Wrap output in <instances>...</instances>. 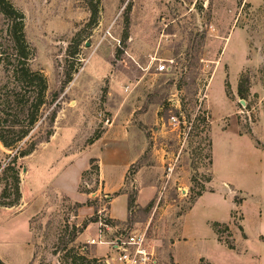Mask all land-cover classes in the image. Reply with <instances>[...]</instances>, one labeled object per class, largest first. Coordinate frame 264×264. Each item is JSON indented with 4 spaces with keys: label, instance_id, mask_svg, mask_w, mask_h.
<instances>
[{
    "label": "rangeland",
    "instance_id": "rangeland-1",
    "mask_svg": "<svg viewBox=\"0 0 264 264\" xmlns=\"http://www.w3.org/2000/svg\"><path fill=\"white\" fill-rule=\"evenodd\" d=\"M10 1L25 17L30 66L47 79L55 120L49 140L14 166L20 199L0 206V259L95 264L105 250L83 249L95 236L93 221L109 219L111 199L125 194L132 198L129 210L117 201L114 211L128 212V220L111 223L147 229L163 264H179L171 250L178 241H186L175 247L182 264H197L198 251L230 262L209 245L212 230L203 220L224 218L228 200L206 197L183 218L211 187V130L218 127L243 137L235 142L228 134L230 155L215 152L223 175H240L228 181L240 190L226 187L237 204L229 225L241 229L245 217L250 235L264 227L257 218L264 216V0H99L95 22L94 0ZM6 28L0 15L5 38ZM160 64L168 71L159 73ZM94 153L100 158L88 156ZM10 154L0 144L2 203L14 202V174L2 173ZM76 158L75 166L87 165L82 203L41 186ZM216 229L218 240L232 246L230 227Z\"/></svg>",
    "mask_w": 264,
    "mask_h": 264
},
{
    "label": "trees",
    "instance_id": "trees-1",
    "mask_svg": "<svg viewBox=\"0 0 264 264\" xmlns=\"http://www.w3.org/2000/svg\"><path fill=\"white\" fill-rule=\"evenodd\" d=\"M98 7L99 0H94V5L90 7L91 22L96 21ZM0 15L7 21L8 35L5 38L0 33V144L11 152L2 173L10 171L14 174V202H0V206L11 207L20 199L19 177L14 166L19 159L32 154L39 142L49 140L53 133L55 112H48L49 92L46 77L30 66L34 50L25 37L24 15L10 0H0ZM246 82V78L240 79L237 89L239 97L243 96L242 86ZM44 123L47 128L44 135L34 139L33 132ZM131 203L132 198L127 196V210ZM220 226L218 223L212 224L216 235L219 233L216 228ZM0 264L7 263L0 259Z\"/></svg>",
    "mask_w": 264,
    "mask_h": 264
},
{
    "label": "crops",
    "instance_id": "crops-1",
    "mask_svg": "<svg viewBox=\"0 0 264 264\" xmlns=\"http://www.w3.org/2000/svg\"><path fill=\"white\" fill-rule=\"evenodd\" d=\"M232 137L235 142H239L243 140V137L239 136L236 132H232V135L228 131H223L219 129L218 127H213L211 130V156H212V177H211V187L209 188L208 192H204L200 194V196L197 197V199L194 202V205L192 206V209L190 212L184 216L183 219H185L188 215L192 214L193 211H195L196 207L203 204V200L206 197H214L220 202H224L228 200L230 204V209L227 213H225L224 218H209L206 217L203 219L205 223L211 228L212 235L209 245L216 250V252H220L222 254H225L226 256L231 259L230 262L224 261V260H209L206 257L203 256L201 251H198V263L201 264L200 260L203 262H206V264H264V239L262 237L264 236V227H262V230H257L253 233V235H250L245 228V225H243L245 221V217L240 220L239 228L236 226H230L229 222L232 220L231 214L237 210V204L233 203L229 197L226 187L228 185H231L232 187H235L236 190H240V188L236 185H232L228 181H238L237 173H232L231 176L223 175L220 168H217L216 166V158H215V152L216 148L223 150L224 155L227 156L228 154L232 152L233 149L232 146H229L225 140L227 139L226 136ZM221 139V142L219 141ZM99 144L96 142L94 145H92L91 149H94L95 146ZM249 150L251 152L255 151L256 149L253 147L252 143H249ZM91 158L98 159L100 158L99 155L94 153L93 155H88ZM87 156V158H89ZM70 160V161H69ZM68 162L66 161L65 166H61L60 170L57 172V176L55 181H41V186L43 185L44 188L50 189L54 191V193H59L66 198H68L70 201L76 202V203H82L86 196L85 193L79 192V187L81 184V175L84 171L87 169V165L81 164V166H75L74 164L77 162L74 159H69ZM72 160V161H71ZM84 163V162H83ZM103 168V167H101ZM67 170H73V176L69 178V174L65 175V171ZM243 176V175H242ZM240 179V177H239ZM109 184H114V182H108ZM120 201L122 204L126 206L127 209V196L125 194H120L118 196H114V198L111 199L109 203V209L106 212V216L110 218L113 221L116 222H125L127 220V214L125 216H118L116 212L114 211V204L115 202ZM240 208V206H239ZM260 221V225L264 221L263 217H257ZM95 223V222H94ZM213 223H218L220 225H226L230 227L231 231V238H232V248H229L224 244L223 242H220L217 238L216 233L214 232L212 228ZM184 225L182 226V238H185V232ZM200 241L205 239H199ZM186 243V241L183 242H176L172 244L171 250H172V256L174 257V260L178 262L179 264H182L180 261V258L178 255H176V249L175 247H179L181 244ZM178 254V252H177Z\"/></svg>",
    "mask_w": 264,
    "mask_h": 264
},
{
    "label": "built area",
    "instance_id": "built-area-1",
    "mask_svg": "<svg viewBox=\"0 0 264 264\" xmlns=\"http://www.w3.org/2000/svg\"><path fill=\"white\" fill-rule=\"evenodd\" d=\"M156 70L159 73L167 72L168 67L166 64H160ZM107 220L98 219L95 222V236L89 238L83 248L95 247L105 250L102 256L94 257L95 264H163L156 247L147 236V229H129L127 226L111 223L110 218Z\"/></svg>",
    "mask_w": 264,
    "mask_h": 264
}]
</instances>
